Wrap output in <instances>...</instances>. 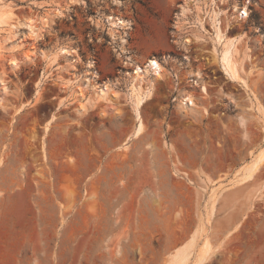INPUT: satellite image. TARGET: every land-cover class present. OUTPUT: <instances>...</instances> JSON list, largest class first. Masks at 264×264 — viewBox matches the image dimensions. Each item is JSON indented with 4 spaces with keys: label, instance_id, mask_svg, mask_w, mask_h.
<instances>
[{
    "label": "rangeland",
    "instance_id": "1",
    "mask_svg": "<svg viewBox=\"0 0 264 264\" xmlns=\"http://www.w3.org/2000/svg\"><path fill=\"white\" fill-rule=\"evenodd\" d=\"M183 1L0 0V264H264V157L238 180L264 149V0L219 4L243 81L200 4L180 41Z\"/></svg>",
    "mask_w": 264,
    "mask_h": 264
},
{
    "label": "bare ground",
    "instance_id": "2",
    "mask_svg": "<svg viewBox=\"0 0 264 264\" xmlns=\"http://www.w3.org/2000/svg\"><path fill=\"white\" fill-rule=\"evenodd\" d=\"M224 1L225 0H184L182 3H180V9H179L177 16H176V18H177L176 23L178 24V27H179L178 30L180 31L179 35H180V37H182V40H180V41L183 44H188L191 41L190 38L188 37V34H187L188 30H190V29H189V25H186L188 23L186 18L188 17L187 14L191 10L190 4L196 5V6L198 4H200L197 7H198V9H200L202 11L203 14H205V17H207L208 20L211 22L212 27L215 31V39L218 42H222L221 52L216 54L217 62L219 63V65L222 67V69L230 77L235 78V79H242L241 76L239 75V70H238L236 62L234 61V58H233L234 42L230 39L225 38V36H226V35H224L225 33L218 26V24H219L218 16L220 15V13L222 11L221 8L219 7V4L223 3ZM233 8H234V10H236L237 7L234 5ZM247 15H248L247 5L243 4L240 7H238L237 14L235 15L236 16L235 19L239 20L243 17H246ZM235 16H233V17H235ZM107 20L109 21L110 27H112V28L113 27H124V28L128 27L127 22L124 19H121L120 17L108 16ZM31 21L32 20H29L25 24H26L29 31L35 32L34 31L35 26L32 25ZM193 33H194V35L198 34L196 31ZM195 33H197V34H195ZM197 38H198V36H197ZM57 50H58L57 53L67 54V53H71V51H73L74 49L69 50L65 46H59L57 48ZM27 57H29V55H27ZM16 63H17V61H15V60H11V62H10L11 65H16ZM163 69L164 68H163L162 64L158 60H156L155 58H149L143 66L135 65L132 68V70L130 72H128L130 79H131V83H130L131 86L129 87L130 88V98L133 102V105H134L133 107H134V110L136 112V115L139 114L138 109H139L140 105H142V103L149 97V94L151 93V92H149L148 86H147V88H143L144 87V86H142L143 82H145L146 79H148V77H152V78L163 77V75H164ZM242 81H243V79H242ZM202 89L204 90V86ZM111 90H112L111 85H109L107 83H103L101 85V87H99L97 90V96L102 98V99H107L111 96V93H112ZM181 103L184 104L185 106L195 104L191 94L185 95L183 97ZM143 128H142L141 122L138 120L136 125H135L134 135L141 133V130ZM263 157H264V149L252 161V163L249 166V170L246 171L247 173L246 172L243 173L238 178V180H243V179L248 178L251 175L252 171L256 168L257 164L260 163V161H262ZM208 250H209L208 246H206L205 251H203V249H202L203 252L201 251L202 252L201 254L203 255L204 252L207 253ZM204 256H201V257L199 256L198 257L199 259L197 260V262L198 263L201 262L204 259ZM185 258H186V252H184L178 258L173 259L172 264H175V263L182 264Z\"/></svg>",
    "mask_w": 264,
    "mask_h": 264
},
{
    "label": "crops",
    "instance_id": "3",
    "mask_svg": "<svg viewBox=\"0 0 264 264\" xmlns=\"http://www.w3.org/2000/svg\"><path fill=\"white\" fill-rule=\"evenodd\" d=\"M36 27V26H35ZM37 29V28H36Z\"/></svg>",
    "mask_w": 264,
    "mask_h": 264
},
{
    "label": "built area",
    "instance_id": "4",
    "mask_svg": "<svg viewBox=\"0 0 264 264\" xmlns=\"http://www.w3.org/2000/svg\"><path fill=\"white\" fill-rule=\"evenodd\" d=\"M248 9V8H247Z\"/></svg>",
    "mask_w": 264,
    "mask_h": 264
}]
</instances>
